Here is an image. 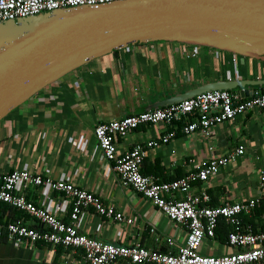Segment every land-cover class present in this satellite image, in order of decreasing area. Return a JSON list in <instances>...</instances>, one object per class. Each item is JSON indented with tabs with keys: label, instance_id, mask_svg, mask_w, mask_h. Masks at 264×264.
Masks as SVG:
<instances>
[{
	"label": "crops",
	"instance_id": "0c3cea01",
	"mask_svg": "<svg viewBox=\"0 0 264 264\" xmlns=\"http://www.w3.org/2000/svg\"><path fill=\"white\" fill-rule=\"evenodd\" d=\"M244 80L263 84L230 92L245 89L247 93L243 95H249L253 89L264 90V61L165 42L115 51L48 86L0 121V174L23 170L52 181L72 183L98 196L104 205H111L125 220H131L127 224L100 217L91 208L84 211L76 223L78 231L100 242L163 252L175 250L185 242L186 231L147 199L118 183L112 165L98 149L93 130L101 123L152 110L149 106L204 84ZM182 124L142 125L118 137L116 149L127 152L175 129L176 136L167 144L147 150L141 166L145 176L169 182L196 172L209 159L244 147V154L222 167L217 175L204 183H192L190 193L208 196L201 205L249 199H257L259 204L264 200V183L259 175L264 168V108L213 127L208 136L200 132L183 135ZM16 193L62 222H70L72 201L63 193L32 185L20 186ZM258 207L251 214L241 215L245 228L251 229V225L264 229V208L257 212ZM24 214H13L0 203V219L40 228L35 219ZM168 239L174 243L171 248L167 246ZM58 248L15 243L0 235V264H76L81 260L82 251L60 247L58 252ZM201 252L216 256L235 250L227 245V236L218 239L216 234L215 240L204 241Z\"/></svg>",
	"mask_w": 264,
	"mask_h": 264
},
{
	"label": "built area",
	"instance_id": "2783aa9c",
	"mask_svg": "<svg viewBox=\"0 0 264 264\" xmlns=\"http://www.w3.org/2000/svg\"><path fill=\"white\" fill-rule=\"evenodd\" d=\"M115 1L117 0H0V22L58 9L98 6ZM263 108L264 90L260 88L251 90L249 97L244 99H241L239 93L214 90L197 94L179 103L101 123L94 128L93 135L98 149L112 165L118 183L147 199L170 221L186 231L185 242L175 250L163 252L139 245H113L81 233L76 223L80 215L90 208L98 216L117 222L126 221L130 224L131 220H125L111 205H104L98 196L72 183L52 181L23 170L0 174V203L35 219L40 228L20 221L4 224L0 220V235L4 234L7 240L15 243H42L51 247L82 251L81 260L76 264H119L122 261L129 264H264V230L253 232L250 228H245L241 221L242 214H251L258 205L257 199L208 206L201 205L208 201L205 193H190L192 183H204L217 175L222 167L229 166L244 154V147H238L224 157L209 159L196 172L188 173L182 178L159 182L145 176L141 172V166L147 150L167 144L176 136L175 129L145 145L137 144L124 153H119L115 144L118 137H124L129 131L142 125L165 124L172 127L176 123H183L180 128L183 135L200 132L208 136L213 127L231 122L249 111ZM259 175L264 183V168L259 171ZM29 185L44 186L69 197L72 201L70 222H62L56 215L37 207L16 193L20 186ZM220 221L231 228L227 234V245L235 252L205 255L201 252L203 243L205 240H215ZM167 246H174L172 240H167Z\"/></svg>",
	"mask_w": 264,
	"mask_h": 264
},
{
	"label": "water",
	"instance_id": "95a60500",
	"mask_svg": "<svg viewBox=\"0 0 264 264\" xmlns=\"http://www.w3.org/2000/svg\"><path fill=\"white\" fill-rule=\"evenodd\" d=\"M211 48L264 61V0H117L0 22V121L60 79L115 51L149 43ZM217 81L157 109L214 91L261 86ZM241 99L247 90L238 91Z\"/></svg>",
	"mask_w": 264,
	"mask_h": 264
},
{
	"label": "trees",
	"instance_id": "16d2710c",
	"mask_svg": "<svg viewBox=\"0 0 264 264\" xmlns=\"http://www.w3.org/2000/svg\"><path fill=\"white\" fill-rule=\"evenodd\" d=\"M2 204H3V203H2ZM258 205H259V207H258L255 211H257V212L260 211V212H261L262 209L264 208V200H261V201L259 202ZM3 206L6 207V209H9L10 211H12L13 214H14V213H15V214H18V215H20V214H24L23 212L18 211L17 209H14V208H12V207L6 205V204H3ZM208 206H216V205H208ZM24 215H25V214H24ZM25 216L29 219V217H28L27 215H25ZM0 220H2V219H0ZM8 220H9V219H8ZM8 220H6V221L2 220V221L4 222V224H6V223L10 222V221H8ZM11 221H14V219H11ZM250 227H251V230H252L253 232H258V231H262V230H264V229L257 230L254 226H251V225H250ZM229 231H230L229 226L225 225V224L223 223V221H220V223H219V225H218V227H217V229H216V234H217V236H218V239H219V238H224L225 236H227V234H228ZM3 236L5 237L4 234H3ZM57 251H58V252H61V248L59 247Z\"/></svg>",
	"mask_w": 264,
	"mask_h": 264
},
{
	"label": "rangeland",
	"instance_id": "374dc122",
	"mask_svg": "<svg viewBox=\"0 0 264 264\" xmlns=\"http://www.w3.org/2000/svg\"><path fill=\"white\" fill-rule=\"evenodd\" d=\"M205 246V245H204Z\"/></svg>",
	"mask_w": 264,
	"mask_h": 264
}]
</instances>
